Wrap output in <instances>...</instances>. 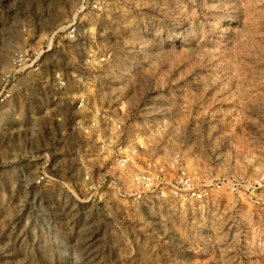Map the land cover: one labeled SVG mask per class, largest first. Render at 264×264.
I'll return each mask as SVG.
<instances>
[{
	"label": "rangeland",
	"instance_id": "374dc122",
	"mask_svg": "<svg viewBox=\"0 0 264 264\" xmlns=\"http://www.w3.org/2000/svg\"><path fill=\"white\" fill-rule=\"evenodd\" d=\"M81 81L207 194L94 201ZM0 264H264V0H0Z\"/></svg>",
	"mask_w": 264,
	"mask_h": 264
},
{
	"label": "built area",
	"instance_id": "2783aa9c",
	"mask_svg": "<svg viewBox=\"0 0 264 264\" xmlns=\"http://www.w3.org/2000/svg\"><path fill=\"white\" fill-rule=\"evenodd\" d=\"M67 86L64 81L55 85L63 94ZM88 87L89 85L82 81L75 83L76 91L71 94L69 100L77 112L73 127L82 137L91 139L96 148L108 155V163L105 164L102 176L99 175L95 179L91 176L89 181L85 177L91 190L90 197L98 202L107 194L111 197H123L137 204L161 200L164 197L165 184L168 182L167 167L163 158L151 153L144 142V135L126 126L125 120H122L118 112L104 109L94 102L91 96L93 92L89 91ZM169 180L171 182H168V186L172 187V192L183 200L189 201L208 192L203 188L200 194L201 188L195 185L193 176L184 168L177 169L176 177L173 176Z\"/></svg>",
	"mask_w": 264,
	"mask_h": 264
}]
</instances>
